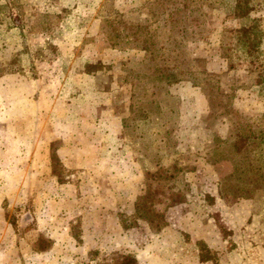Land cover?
I'll return each mask as SVG.
<instances>
[{"label": "rangeland", "instance_id": "1", "mask_svg": "<svg viewBox=\"0 0 264 264\" xmlns=\"http://www.w3.org/2000/svg\"><path fill=\"white\" fill-rule=\"evenodd\" d=\"M250 3L0 0V264H264Z\"/></svg>", "mask_w": 264, "mask_h": 264}, {"label": "trees", "instance_id": "2", "mask_svg": "<svg viewBox=\"0 0 264 264\" xmlns=\"http://www.w3.org/2000/svg\"><path fill=\"white\" fill-rule=\"evenodd\" d=\"M251 0H236L234 16L246 21L238 30L235 31L236 38L244 53L252 56L259 48L263 33L260 29L259 19L251 18ZM0 71V77L3 75Z\"/></svg>", "mask_w": 264, "mask_h": 264}]
</instances>
